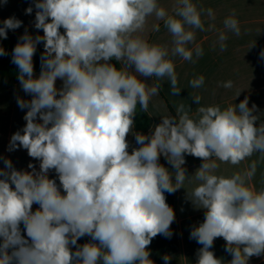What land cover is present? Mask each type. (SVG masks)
I'll list each match as a JSON object with an SVG mask.
<instances>
[{
	"label": "clouds",
	"instance_id": "clouds-1",
	"mask_svg": "<svg viewBox=\"0 0 264 264\" xmlns=\"http://www.w3.org/2000/svg\"><path fill=\"white\" fill-rule=\"evenodd\" d=\"M34 6V26L43 36L26 31L13 49L19 82L32 99L17 100L28 109L26 126L23 134L11 136L9 151L26 149L40 161V170L30 163L32 171H17L7 159L0 169L5 177L0 179V264H153L148 246L158 234L171 237L175 219L164 192L173 193L192 178L182 167L185 153L204 161L195 173L199 184L189 193L193 204L206 210L204 222L190 233L202 245L197 264H222L209 250L218 237L226 241L230 264H248L264 253V188L257 191L249 183L255 161L229 177L215 174L216 161L238 165L254 153L264 155V124L255 126L247 99L223 109L199 107L196 118L180 104L176 116H164L150 136L136 133L140 147L128 151L137 104L147 112L158 94V86L138 77L167 78L172 94L179 93L173 57L194 62V55H203L199 44L188 45L194 44V30H205L202 16L212 17V9L193 0H175L171 14L159 0H36ZM32 11L29 7L26 14ZM150 17L163 21L171 49L141 35ZM21 25L15 17L5 19L0 38ZM223 25L240 35L235 12ZM226 40L221 31V51ZM41 42V72L34 78L33 56ZM6 54L0 47V56ZM113 58L120 69L109 62ZM58 78L61 89L55 86ZM204 80L197 76L190 85L200 88ZM200 99L194 96L198 104ZM161 154L177 170L174 182L158 163ZM53 169L60 187L48 178ZM85 235L98 243L77 246ZM163 259L168 264L170 257Z\"/></svg>",
	"mask_w": 264,
	"mask_h": 264
},
{
	"label": "crops",
	"instance_id": "crops-1",
	"mask_svg": "<svg viewBox=\"0 0 264 264\" xmlns=\"http://www.w3.org/2000/svg\"><path fill=\"white\" fill-rule=\"evenodd\" d=\"M36 0H0V27H3V21L10 17L22 21L21 27L16 30H7V34L21 37L26 31L35 37L43 36L42 29H36L35 9ZM198 7L204 9L211 8L213 16L209 17L206 13L202 16L204 31H195L194 44H189L193 48L199 44L203 49V55L199 58L193 56V61H185L180 57H173L175 71L178 77L177 87L179 93L173 95L171 85L167 78L158 79L155 77H138L149 86H158V94L153 96L149 102L146 113L149 118L150 126L143 135L150 136L157 125L162 122L164 116H176V109L180 104L185 105L191 118H196L197 109L202 106L218 105L222 109L227 106L239 105L245 99L248 101V107L253 109L252 115L257 117L255 126L264 124V0H193ZM175 0H159V4L170 14ZM32 7L31 14H26V9ZM235 12L236 19L240 25V35L226 30L223 21L226 17ZM50 22V20H49ZM159 25V31L154 30V25ZM224 31L227 35L225 41L226 48L220 50L218 35ZM141 35L150 43H159L167 45L171 49L172 37L164 27L162 20H156L150 17L145 30ZM112 63V61H109ZM119 62V61H118ZM113 64V63H112ZM122 67L121 62H119ZM134 71V66L130 69ZM41 69L34 72V78H38ZM203 75L205 80L200 88H192L190 81L197 76ZM231 81L232 87L225 88L223 84ZM57 89L63 87V81L59 78L55 82ZM201 97L199 104L195 102L194 96ZM23 99L30 101L31 94L23 91L20 82L13 87L0 92V169H5L4 160H10L12 166L17 171H32L28 168L31 163L35 170H40V161L28 155L26 149L17 147L9 151L11 136L17 131H21L26 126L24 116L28 109H21L17 100ZM59 98V97H57ZM134 125L132 131L126 136L129 143V153L132 149L140 147L135 139L138 128L136 116H134ZM41 122L42 121H37ZM19 142H17L18 144ZM185 164L182 167L191 181L185 180L182 187L173 193L164 192L166 203L173 208L175 219L170 225L171 237H165L158 234L154 237L148 246L150 259L153 264H165L163 257H170L168 264H197V253L202 247L195 239L190 238L191 231L204 222L205 209L196 207L189 197V193L199 184L195 180V173L204 162L201 158L194 157L187 153L184 154ZM256 163V171L249 181L250 185L257 191L264 188V155L257 152L251 157L246 158L238 165L221 163L215 174L226 177L233 173L247 169L253 162ZM158 163L164 166L173 175L177 171L168 163L164 155H160ZM5 177L0 176V179ZM48 178L56 181L60 187V181L55 170H50ZM14 188V185H11ZM61 194L63 192L60 188ZM39 205L34 203L32 211L35 212ZM21 234L25 239L27 237L23 223L20 225ZM3 239L0 238V243ZM98 243L92 241L91 237L85 235L77 240V246L85 243ZM77 246H72L74 252ZM226 241L222 237L214 239L213 246L209 249L222 264H230L232 255L225 251ZM11 252V249H9ZM248 264H264V253L260 256L249 258Z\"/></svg>",
	"mask_w": 264,
	"mask_h": 264
},
{
	"label": "trees",
	"instance_id": "trees-1",
	"mask_svg": "<svg viewBox=\"0 0 264 264\" xmlns=\"http://www.w3.org/2000/svg\"><path fill=\"white\" fill-rule=\"evenodd\" d=\"M60 31L63 32V28H61ZM18 41L19 38L12 34H7L6 39L0 38V47H2L7 53L6 55L0 56V92L13 87L17 82H19V69L14 63H12L13 49ZM43 53L44 45L43 42H41L37 45L36 51L33 56L34 72L41 69L40 58ZM111 61L117 69L121 68L119 62L114 58L111 59ZM135 116L138 122L137 132L139 134H143L146 130H148L150 123L145 111L141 110L139 103L137 104Z\"/></svg>",
	"mask_w": 264,
	"mask_h": 264
}]
</instances>
